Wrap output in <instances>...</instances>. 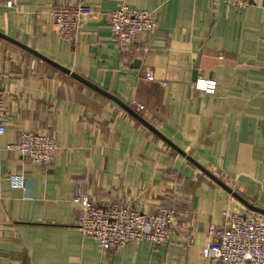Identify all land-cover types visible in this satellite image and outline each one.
Instances as JSON below:
<instances>
[{"label": "crops", "instance_id": "obj_1", "mask_svg": "<svg viewBox=\"0 0 264 264\" xmlns=\"http://www.w3.org/2000/svg\"><path fill=\"white\" fill-rule=\"evenodd\" d=\"M77 1L0 0V34L143 106L134 111L175 148L264 211V0L240 10L204 0H81L100 16L64 41L49 13ZM123 4L158 22L126 50L104 17ZM196 61L197 78L215 82L212 95L192 88ZM0 91V264H214L201 249L223 213L264 219L114 102L3 39ZM23 132L58 145L50 167L6 150ZM15 177L21 186L11 185ZM76 179L100 206L148 215L174 208L169 243L100 251L77 228Z\"/></svg>", "mask_w": 264, "mask_h": 264}, {"label": "built area", "instance_id": "obj_2", "mask_svg": "<svg viewBox=\"0 0 264 264\" xmlns=\"http://www.w3.org/2000/svg\"><path fill=\"white\" fill-rule=\"evenodd\" d=\"M212 6L225 5L236 10L251 5V0H204ZM11 2L7 6H11ZM51 29L64 41L74 39L86 19L99 17L92 7L78 0L73 5L58 7L50 13ZM112 38L121 50L130 48L142 34L154 33L158 22L149 11L129 9L121 5L104 16ZM150 74H146V79ZM192 88L213 94L215 82L197 78ZM138 112L143 106L131 103ZM5 131L4 95L0 91V136ZM31 163L50 167L59 150L47 135L23 132L17 142L6 146ZM13 186L22 179L10 178ZM0 186V195H1ZM72 204L76 208L77 228L82 236L92 239L102 252L118 250L127 245L147 243L153 246L168 244L176 224L174 208L161 206L154 214H144L130 205L100 206L83 190L82 180L73 182ZM221 227L210 226L209 240L201 249L203 259L214 264H264V219L247 217L242 213H223Z\"/></svg>", "mask_w": 264, "mask_h": 264}, {"label": "water", "instance_id": "obj_3", "mask_svg": "<svg viewBox=\"0 0 264 264\" xmlns=\"http://www.w3.org/2000/svg\"><path fill=\"white\" fill-rule=\"evenodd\" d=\"M0 39H3L5 41H8L10 43H12L15 46L20 47L21 49L31 53L32 55H34L36 58L40 59L41 61L51 65L52 67H54L55 69L69 75L70 77H72L73 79H75L76 81L82 83L83 85L89 87L90 89H92L93 91H95L96 93L102 95L103 97L111 100L112 102H114L117 106H119L125 113H127L130 117H132L133 119L137 120L142 126H144L146 129H148L149 131H151L152 133H154L155 135H157L160 139H162L164 142H166L168 145H170L171 147H173L175 150H177L180 154H182L183 156H185L181 151H179L177 148H175L170 141H168L167 139H165L161 134L158 133V131H156L149 123H147L139 114H137L132 108L128 107L127 105H125L124 103H122L121 101H119L116 97H114L113 95L107 93L106 91L100 89L99 87L93 85L92 83L88 82L87 80L83 79L82 77L76 75L75 73H72L71 71L65 69L64 67L59 66L58 64L50 61L49 59H46L45 57H43L42 55L36 53L35 51H33L32 49L27 48L26 46L17 43L16 41L9 39L7 37H5L4 35L0 34ZM197 68H198V61H196V63L193 66V71H192V76L191 79L193 82L196 81L197 79ZM186 159L191 162L193 165H195V167H197L201 172H203L207 177H209L212 181H214L216 184H218L222 189H224L226 192H228L229 194H231L235 199H237L241 204H243L248 210L255 212L261 216H264V211L258 208H255L254 206L248 204L247 202H245L241 197H239V195H237L235 192H233L231 189H229L228 187H226L221 181H219L218 179H216L214 176H212L209 172H207L205 169H203L201 166H199L196 162H194L192 159H190L189 157L185 156Z\"/></svg>", "mask_w": 264, "mask_h": 264}, {"label": "trees", "instance_id": "obj_4", "mask_svg": "<svg viewBox=\"0 0 264 264\" xmlns=\"http://www.w3.org/2000/svg\"><path fill=\"white\" fill-rule=\"evenodd\" d=\"M126 105L134 110V107H133L130 103H127ZM141 117L145 120V118H144L143 115H142ZM136 121H137V120H136ZM137 122H138V121H137ZM138 124H140V123L138 122ZM140 125H141V124H140Z\"/></svg>", "mask_w": 264, "mask_h": 264}]
</instances>
